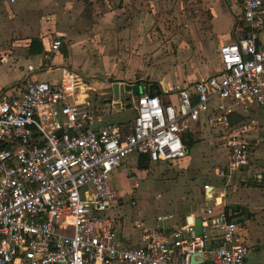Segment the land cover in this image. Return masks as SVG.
Here are the masks:
<instances>
[{"label":"built area","instance_id":"obj_1","mask_svg":"<svg viewBox=\"0 0 264 264\" xmlns=\"http://www.w3.org/2000/svg\"><path fill=\"white\" fill-rule=\"evenodd\" d=\"M239 3L241 36L218 47V71L188 83H156L157 95L142 90L129 124L103 123V111L82 92L83 77L46 64L60 39L48 43L37 68H26L57 77L26 78L0 92V264H246L252 248L240 239L242 226L218 209L208 184L200 236L187 222L168 232L173 216L158 215L134 222L133 245L118 239L123 195L111 184L130 156L163 166L185 159L182 133L201 118L227 152L217 176L229 179L249 166L264 137L241 135L254 120L232 127L229 119L254 106L264 112V0ZM138 187L134 180L132 189Z\"/></svg>","mask_w":264,"mask_h":264},{"label":"rangeland","instance_id":"obj_2","mask_svg":"<svg viewBox=\"0 0 264 264\" xmlns=\"http://www.w3.org/2000/svg\"><path fill=\"white\" fill-rule=\"evenodd\" d=\"M198 1L195 0V8H192V0H97L96 9H90L83 0L80 3L84 9L80 14L76 9L70 12L74 15H67V21L62 15L58 18L61 27L71 29L69 34L76 38L68 39L73 45L69 51L70 68L83 77L82 92L89 96L91 105L103 111V123L129 124L135 116L136 97L126 102L121 94L115 100L109 92L108 79L128 85L163 80L170 85L181 78L180 75L186 80L180 82H189L203 78L207 71L212 74L218 70V40L208 11ZM57 54L64 55L61 51ZM31 63L36 66L35 61ZM11 75L14 78V74ZM53 77H57L56 71ZM0 81L11 82L7 78ZM110 98L111 102H107ZM261 114L264 115L254 111L242 119V124L255 120L262 127ZM186 126L192 146L185 159L166 166L151 164L141 171L136 167V156H130L127 164L112 176V186L123 195V205L116 214L122 216L129 245L135 244L137 239L132 235L138 234L132 229L134 222H152L158 215H172L170 232L182 226L190 213L205 205V184L220 183L216 171L225 164L227 152L222 149L217 129L192 123ZM254 148L249 165L260 172L263 166L255 164L258 161L254 160ZM134 180L139 185L136 190L132 189ZM255 182V179L247 181L251 185ZM209 202L212 205L213 202Z\"/></svg>","mask_w":264,"mask_h":264},{"label":"crops","instance_id":"obj_3","mask_svg":"<svg viewBox=\"0 0 264 264\" xmlns=\"http://www.w3.org/2000/svg\"><path fill=\"white\" fill-rule=\"evenodd\" d=\"M80 1L83 0H15L14 5H9L8 3L0 4V71H2L0 79L4 80L7 78L11 80L9 84H4L0 81V92L24 81L26 78L40 80L39 77L41 76L45 79L53 76L54 72L50 75L38 73L32 76L26 69L28 65H32L34 68L38 67L42 60V54L47 49L48 43L51 40L60 38L64 44L62 43L59 51L62 54L64 53V55L59 56L60 54L57 53H49V59L46 60V64L51 68H57L54 67L56 64H60L59 66H72L69 51L73 45L68 39L76 38L72 34H69L72 32L71 29L66 30V28L61 27L62 22L58 18L62 15L65 18L64 21H67V15H74V13L70 12L76 9L78 14H80L84 9ZM84 1L88 3L90 9L92 7L96 9L97 4L95 3L97 0ZM199 1L211 17L210 24L212 31L218 40L216 51L221 44L228 43L241 36L240 29L242 24L240 22L239 0ZM192 3V8H195V0H192ZM70 4L72 5L70 6ZM78 14H76V17H78ZM63 24L67 25V22H63ZM32 39H39L41 41L43 51L40 55L31 56L28 54V47ZM32 60L35 61L36 66L31 63ZM216 66L219 67V62H216ZM12 73L14 74V78L11 77ZM209 74L211 73L207 71L203 77ZM178 77L181 78L174 81V83H188L180 82L179 80L182 81L183 78L181 75ZM191 81L193 80L189 82ZM159 82L165 84L163 80ZM149 84L151 83H143L142 87ZM254 111L264 114L262 110L255 106L247 114L235 112L230 116V125L232 127L241 125L242 119L251 116V113ZM261 116L264 119V115L261 114ZM195 125L203 127L206 125L205 120L201 118ZM241 135L253 140L258 137H264V125L259 127V122L255 121L254 125ZM254 147V160L258 161L255 164L263 166L260 172L249 165L240 169L229 179H222L217 176L220 180V183L217 185L208 184L213 189L214 197L218 198L220 204L218 209H223V211L227 209L228 215H226L242 226L240 239L252 248L251 253L246 259V264L264 262V182H262L264 179V142H260ZM249 179H255V184L251 185L247 183ZM202 208L197 210V212L190 213L188 217L200 219L203 215ZM123 226V220L121 219L117 236L122 245H129L128 233ZM198 264L210 263L208 260H204Z\"/></svg>","mask_w":264,"mask_h":264},{"label":"water","instance_id":"obj_4","mask_svg":"<svg viewBox=\"0 0 264 264\" xmlns=\"http://www.w3.org/2000/svg\"><path fill=\"white\" fill-rule=\"evenodd\" d=\"M107 83H111L112 80L108 79L106 81ZM155 90V94L157 95L159 93L158 91V85L156 83H151L149 85H146L144 87L138 86V85H133V86H125L123 88L124 93L129 94V96H127L125 98V101L128 102L131 97H137L139 95V93H141L142 90ZM111 90H112V97L117 100L119 98V86L118 84H112L111 85ZM150 97H152V94L150 95ZM111 99H108L107 102H110ZM127 108L130 107V105L126 106ZM207 197H209V194H206ZM187 223H193V232L195 234V236H200L201 235V220L200 219H192L191 217H188L186 219ZM190 263L191 264H198L197 262L193 261V258H190Z\"/></svg>","mask_w":264,"mask_h":264},{"label":"trees","instance_id":"obj_5","mask_svg":"<svg viewBox=\"0 0 264 264\" xmlns=\"http://www.w3.org/2000/svg\"><path fill=\"white\" fill-rule=\"evenodd\" d=\"M43 51V47H42V44H41V41L39 39H32L31 42H30V45L28 47V54L31 55V56H36V55H40ZM22 82L20 83H17L13 86H16V85H20ZM10 88V87H9ZM7 88V89H9ZM6 89H4L3 91H5ZM2 91V92H3ZM182 138H183V141H184V144H185V147H186V151H187V154L189 153V150H190V147L192 146V141L189 139L190 138V135L189 133H186L185 131L182 133ZM137 169L138 170H141V171H144L148 168V165L149 164V158L147 156H138L137 158ZM233 209H237V208H233ZM226 214L228 215V210L226 209ZM228 218L230 219V217L228 216Z\"/></svg>","mask_w":264,"mask_h":264},{"label":"flooded vegetation","instance_id":"obj_6","mask_svg":"<svg viewBox=\"0 0 264 264\" xmlns=\"http://www.w3.org/2000/svg\"><path fill=\"white\" fill-rule=\"evenodd\" d=\"M112 84H118V86H119V97H120V95L121 94H123L124 96H125V98L127 97V96H129V94H126V93H124V90H123V88L125 87V86H133V85H138V86H141L142 87V83L140 84H133V85H128V84H124V83H121V82H117V80L115 81H112L109 85V87H110V89H109V92L112 94V90H111V85ZM112 96V95H111ZM132 98V97H131ZM133 98H135V97H133ZM111 99V98H110ZM111 102V101H110Z\"/></svg>","mask_w":264,"mask_h":264}]
</instances>
